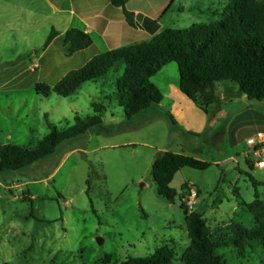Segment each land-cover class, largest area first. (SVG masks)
<instances>
[{"label": "rangeland", "instance_id": "rangeland-1", "mask_svg": "<svg viewBox=\"0 0 264 264\" xmlns=\"http://www.w3.org/2000/svg\"><path fill=\"white\" fill-rule=\"evenodd\" d=\"M151 1L159 7L174 1L167 13L158 16L163 30L219 21L232 2ZM55 51L60 54L61 46L56 45ZM12 53L0 47V60L12 58ZM124 67L120 62L119 74L86 83L69 98L39 96L35 85L29 86L37 74L29 72L26 81L19 83L23 91L10 98L0 97V107L9 110L0 113V131H5L0 133V142L19 146H36L50 133L48 123L68 128L76 114L92 115L95 102L107 109L101 127L64 142L40 163L17 172L0 170V264H122L130 256L152 255L166 245L175 253L172 264H183L182 257L190 245L185 196L179 195L171 204L158 195L152 176L157 149L177 150L174 141L181 137L182 128L189 129L186 142L193 141L199 149H184L187 156L212 163L214 158H226L229 147L218 145L220 152L209 144L201 127L204 111L192 100L190 109L199 115L188 111L193 127L170 113L174 122L157 118V113L163 112L158 106L128 121L124 109L107 100ZM46 77L48 73L40 75L39 83L52 86L53 81H44ZM151 81L169 96L179 87L178 65L164 67ZM9 130L15 133L12 141L4 139ZM258 160L253 152L244 151L236 163L224 162L204 171L184 168L171 184L179 193L185 184L200 190L195 211L203 213L213 237L221 244L218 253L228 264H264V248L259 242L247 243L242 251L232 244L234 224L248 229L256 226L245 205L254 202L257 194L264 202V169L255 167ZM91 175L89 197L87 181ZM252 179L263 185L255 186ZM108 257L109 262L104 263Z\"/></svg>", "mask_w": 264, "mask_h": 264}, {"label": "trees", "instance_id": "trees-1", "mask_svg": "<svg viewBox=\"0 0 264 264\" xmlns=\"http://www.w3.org/2000/svg\"><path fill=\"white\" fill-rule=\"evenodd\" d=\"M125 8L130 0H107ZM130 22L132 13L126 12ZM59 33L53 29L44 49L48 48ZM93 38L80 29H71L65 35L69 56L93 45ZM115 89L107 96L124 109L126 119L132 120L140 113L163 101L160 89L151 81L164 67L176 63L179 68V88L202 111L209 113L218 103L216 87L230 82L241 89L252 102L264 101V0H232L225 8L222 19L210 24H193L186 29H166L150 41L111 50L95 56L83 68L69 72L55 86L37 83L39 96L57 95L69 98L86 83H98L110 73L119 74ZM93 114H76L68 128L48 123L50 133L34 147L0 143V170L17 172L34 166L54 155L64 142L86 135L104 124L106 106L93 103ZM167 117L174 122L168 113ZM213 164L185 154L170 151L157 155L152 165V176L160 197L171 204L179 195H186L189 184L182 192L171 187L175 176L184 168L207 170ZM252 166V164H250ZM253 180V179H252ZM92 175L87 181V194L91 197ZM255 186H261L253 180ZM93 207V200L90 198ZM254 215L256 226L245 228L241 224L232 227V244L242 251L249 242H259L264 248V202L256 200L245 205ZM95 212V211H94ZM186 212V224L190 245L182 257L183 264H228L218 253L220 242L215 240L201 211ZM96 213V212H95ZM175 253L163 246L152 255L128 257L122 264H172ZM110 258L104 260L109 262Z\"/></svg>", "mask_w": 264, "mask_h": 264}, {"label": "crops", "instance_id": "crops-1", "mask_svg": "<svg viewBox=\"0 0 264 264\" xmlns=\"http://www.w3.org/2000/svg\"><path fill=\"white\" fill-rule=\"evenodd\" d=\"M173 3L159 7L158 3L153 5L151 0H130L122 8L107 0H0V47L13 51L12 58L0 60V66L5 67L0 70V97L10 98L23 91L24 86L19 83L26 81L25 76L29 72L37 74L36 80L29 86L39 83V76L44 73L49 74L44 81H53L52 86H55L69 72L83 68L95 56L152 40L164 31L158 16L167 13ZM126 12L133 14L132 22ZM53 29L59 36L44 49ZM71 29H80L89 34L93 38V45L69 56L65 35ZM56 45L61 46L60 54L55 51ZM21 65L27 67L16 69ZM181 92L176 87L169 96L163 94V101L157 105L163 112L157 113V118L169 119L164 114L166 112L174 117H182L188 127H193L189 112L199 116L198 112L190 109L191 100ZM216 96L218 103L211 107L209 113L204 112L201 127L203 133L208 135L206 139L209 144L217 150L222 152L218 145L227 144L229 147L226 158L212 160L213 165L220 166L224 162H238L244 151L253 152L247 141L256 133H264V101H249L239 86L230 82L218 84ZM8 111L0 107V113ZM181 130V137L179 135L174 141L177 150L158 148L157 154L167 151L185 154L184 149L199 150L197 146L194 147L193 141L190 144L186 142L185 133L189 134V129ZM4 132L0 131L1 134ZM14 134L13 130H9L4 139L12 141ZM172 144L170 142V146Z\"/></svg>", "mask_w": 264, "mask_h": 264}, {"label": "built area", "instance_id": "built-area-1", "mask_svg": "<svg viewBox=\"0 0 264 264\" xmlns=\"http://www.w3.org/2000/svg\"><path fill=\"white\" fill-rule=\"evenodd\" d=\"M248 145L253 148V153L259 160L255 164L256 167L264 169V133H258L256 136L251 137L247 141ZM200 190L194 186H189L185 195L184 206L189 213L195 211L196 206L199 204Z\"/></svg>", "mask_w": 264, "mask_h": 264}, {"label": "water", "instance_id": "water-1", "mask_svg": "<svg viewBox=\"0 0 264 264\" xmlns=\"http://www.w3.org/2000/svg\"><path fill=\"white\" fill-rule=\"evenodd\" d=\"M174 207L177 209L178 208V205H174Z\"/></svg>", "mask_w": 264, "mask_h": 264}]
</instances>
